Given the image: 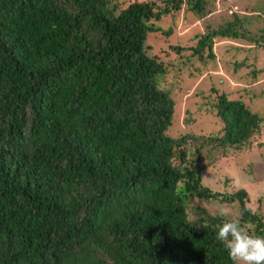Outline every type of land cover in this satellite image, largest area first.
I'll use <instances>...</instances> for the list:
<instances>
[{
  "label": "trees",
  "instance_id": "16d2710c",
  "mask_svg": "<svg viewBox=\"0 0 264 264\" xmlns=\"http://www.w3.org/2000/svg\"><path fill=\"white\" fill-rule=\"evenodd\" d=\"M202 2L0 0V264H233L218 225L264 236L248 191L213 190L198 162L202 149H250L264 114L222 92L220 130L169 132V64L147 34L168 35V14ZM241 26L235 14L169 47L190 49L186 63L213 58L214 37L264 46V26Z\"/></svg>",
  "mask_w": 264,
  "mask_h": 264
},
{
  "label": "rangeland",
  "instance_id": "374dc122",
  "mask_svg": "<svg viewBox=\"0 0 264 264\" xmlns=\"http://www.w3.org/2000/svg\"><path fill=\"white\" fill-rule=\"evenodd\" d=\"M188 7L185 4L160 22L163 29L170 25L168 35L147 34L154 53L169 64L163 79L166 86L172 85L170 95L174 100L169 132L178 135L191 131L207 135L220 130L222 122L211 104L222 92L229 99H242L247 107L264 114L263 45L236 37H214L213 58L206 56L205 49L203 56L192 54L186 63L182 59L190 49L178 52L169 47L173 43L193 44L198 33L223 26L235 14L241 19V28L257 35L259 28L264 26V0H203L200 11ZM186 117L190 118L188 123L184 122ZM260 140L264 142V130L255 136L250 149L233 148L225 154L221 147L209 151L202 149L198 158L203 164L202 183L226 193L244 187L249 193L248 203L264 210V143L255 146ZM206 201L208 209L216 205ZM216 207L229 208L219 203Z\"/></svg>",
  "mask_w": 264,
  "mask_h": 264
},
{
  "label": "clouds",
  "instance_id": "9594fccd",
  "mask_svg": "<svg viewBox=\"0 0 264 264\" xmlns=\"http://www.w3.org/2000/svg\"><path fill=\"white\" fill-rule=\"evenodd\" d=\"M250 211L255 214V209ZM218 212L224 218L232 215L227 207ZM217 228L216 239L223 243L233 264H264V236L252 234L250 226L236 218L225 219Z\"/></svg>",
  "mask_w": 264,
  "mask_h": 264
}]
</instances>
